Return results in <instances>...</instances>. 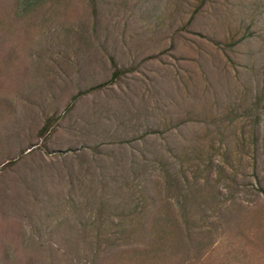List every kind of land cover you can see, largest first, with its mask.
<instances>
[{
  "label": "rangeland",
  "instance_id": "rangeland-1",
  "mask_svg": "<svg viewBox=\"0 0 264 264\" xmlns=\"http://www.w3.org/2000/svg\"><path fill=\"white\" fill-rule=\"evenodd\" d=\"M9 2L0 264H264V0ZM169 136L181 158L173 175V158L154 157L173 156ZM131 138L137 150L123 159L119 142ZM100 141L112 144L94 160L82 148ZM145 149V204L135 208L138 191L128 209L120 197L90 203L82 186L105 175L96 165ZM42 181L63 203L27 216L19 191Z\"/></svg>",
  "mask_w": 264,
  "mask_h": 264
},
{
  "label": "trees",
  "instance_id": "trees-1",
  "mask_svg": "<svg viewBox=\"0 0 264 264\" xmlns=\"http://www.w3.org/2000/svg\"><path fill=\"white\" fill-rule=\"evenodd\" d=\"M202 2H205V0H202ZM11 3L9 2V0H0V14L3 15V17L6 18H10V15L12 14V9L10 8ZM15 6V5H14ZM17 14V13H16ZM8 18V19H9ZM236 44L235 41L229 42L227 43V45L229 47L234 46ZM120 74V72L118 71V69H113V72L111 74L110 80L115 79L116 77H118ZM104 83H102L101 85H103ZM97 86L100 85H94V88H97ZM83 91H78L77 95L73 96L72 98L75 99L77 98ZM69 107V106H68ZM54 118L52 117H47L46 122L44 123V125L41 127L40 131L43 132L45 130H47V128L49 127V125L51 124V122L53 121ZM146 136V134H144L141 139H143ZM170 141H167V153H172L173 156H168L165 157V155H162L164 153H159L157 150L154 153V157L156 159H158L160 156H162V161L164 162L166 158H173L175 160V162L171 163L168 167L165 168H170V171H167L168 174L173 175L174 174V166L175 163H178L181 158L180 155L178 153V148L177 146L179 145L177 142V139L174 138V136H169ZM137 140L131 138L129 141H123V142H119L121 144V147L119 148L120 150H124V154H123V159H127V148H131L132 150H137V145L134 146V143L136 144ZM111 142H107L106 144H103L101 141L100 142H96L94 145H92L91 147L86 146L82 149H87L89 151L92 152V157L94 158V160H96L95 158H97L96 156L101 155L103 152H105V150L103 149V145H107L110 147ZM113 144H118V142H113ZM146 145V143H144ZM34 145H32L31 147H33ZM30 147V148H31ZM108 149V148H107ZM156 149V148H154ZM110 150V149H109ZM32 148L27 151V152H31ZM133 151L130 154L131 159H129V163L123 161H118L117 164H115L114 166H100V165H96V167H85V170H95L96 168L99 169V172H97V174H105L102 175L100 178L96 179H90L87 183H85L82 188H86L88 190H90L92 193L88 194L90 195L89 200L90 203H99L101 207H108V205L112 206V204L114 203V200L116 199V197H120L119 198V203L120 206L124 205L126 208L127 204L123 201L125 200L127 203H129L133 196L131 194H134L136 191L139 192V201L137 206H139V204H145V202L147 201L145 198H149V187L151 186L153 181H148L147 176H141L140 172L142 170H144L143 166L146 164V161L148 159V156L146 155L147 153H150V151L148 150H141L139 152L140 157H137V155L134 153ZM146 152V153H145ZM84 153V152H83ZM85 154V153H84ZM106 155L108 156V158L113 157L115 158V155L113 154V150L107 151ZM189 159V157H187ZM121 159V158H120ZM173 166V167H172ZM183 166V165H181ZM71 166H69L68 164V168H70ZM111 167V168H110ZM115 167V168H113ZM92 170V172H94ZM89 171V172H90ZM103 172V173H102ZM180 172L182 173V177L187 181L188 177L185 174V171L183 169L180 170ZM210 172V171H209ZM93 174V173H90ZM136 180H138L136 182ZM43 183L41 185H43V190L39 189V186H35L32 185V183L27 186L24 190L19 191L20 194H22L25 198V204L28 207V212H27V216H32L33 215V208L35 204H38V207L42 208L44 213L50 214L53 210H56L55 208H53V206L55 205V203H58L59 206H61L62 199L60 197L57 196V198L55 197V195L52 196V193H50V191H48V187L45 185L47 182L46 181H42ZM178 184L181 185V181H178ZM138 188V189H137ZM100 190L99 194L98 191ZM1 192V190H0ZM3 195H6V191L5 193L1 192ZM119 195V196H118ZM59 198V199H58ZM56 199H58V201L56 202ZM48 201V202H47ZM114 207H118V205H115ZM134 208V205L132 206V209L134 210V212H136V209ZM119 209V207H118ZM132 210V211H133ZM132 213V212H131ZM130 213V214H131ZM112 216L116 217L118 216V213H114L111 214ZM46 217V216H45ZM53 251V250H51ZM50 252V251H48Z\"/></svg>",
  "mask_w": 264,
  "mask_h": 264
}]
</instances>
